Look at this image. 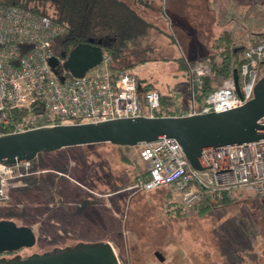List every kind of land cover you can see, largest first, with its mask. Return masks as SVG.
Returning a JSON list of instances; mask_svg holds the SVG:
<instances>
[{"label":"rangeland","instance_id":"374dc122","mask_svg":"<svg viewBox=\"0 0 264 264\" xmlns=\"http://www.w3.org/2000/svg\"><path fill=\"white\" fill-rule=\"evenodd\" d=\"M215 1L226 20L220 21L212 0H176L180 12L170 7L171 0H154L152 8L140 11L161 32L152 40L154 49L140 55L128 73L170 95L176 111L192 102L182 57L219 63L223 47H213V35L223 30L221 36L237 35L238 45L248 47L251 33L264 29V0ZM140 151L111 144L69 147L14 168L0 220L35 231L36 245L21 256L82 241L110 242L121 264H179L184 250L200 257L209 252L204 246L213 248L217 264H264V205L254 189L235 188L229 205L211 204L201 213L205 201L188 207L183 195L165 186L150 192L137 187L146 169ZM8 170L0 166V175Z\"/></svg>","mask_w":264,"mask_h":264},{"label":"built area","instance_id":"2783aa9c","mask_svg":"<svg viewBox=\"0 0 264 264\" xmlns=\"http://www.w3.org/2000/svg\"><path fill=\"white\" fill-rule=\"evenodd\" d=\"M64 26L22 8H0V135L17 133L44 126L103 122L122 118L162 117L161 92L147 91L141 98L139 79L125 73L114 78L110 56L89 70L84 77H67L61 82L50 60L57 56L56 38L64 35ZM58 57V56H57ZM246 62L239 72L241 95L237 94L233 75L224 79L202 107L195 102V85H201L211 74L206 61L188 63L192 102L169 116H187L224 112L245 105L253 98L254 87L261 78L258 65L264 60V44L245 51ZM189 62V61H188ZM35 108V111H31ZM31 111L23 122L15 124L19 111ZM264 123V116L259 120ZM146 163L147 177L137 179L145 192L165 186L183 195L182 204L192 207L215 193L235 188H252L264 199V139L203 150L211 167L202 171L191 167L173 138H161L140 145ZM23 162L0 175V202L8 199L7 186L14 168L29 166Z\"/></svg>","mask_w":264,"mask_h":264},{"label":"water","instance_id":"95a60500","mask_svg":"<svg viewBox=\"0 0 264 264\" xmlns=\"http://www.w3.org/2000/svg\"><path fill=\"white\" fill-rule=\"evenodd\" d=\"M102 43L79 44L65 61L54 56L50 65L61 82L63 72L75 78L85 74L103 61ZM60 65L62 69L60 68ZM238 95H241L239 73L233 71ZM264 76L254 87L253 98L245 105L224 112L187 116L135 117L103 122L60 124L27 131L0 135V164L13 166L33 162L39 155L64 148L96 144L120 147H137L161 138H173L180 144L192 168L198 171L211 167L202 153L205 149L228 145H240L264 139ZM264 205V199H262ZM37 236L33 228L18 225L11 220H0V254L33 248ZM156 256L163 261L161 253ZM0 264H121L110 242L84 243L75 246L44 250L23 258L21 254L1 259Z\"/></svg>","mask_w":264,"mask_h":264},{"label":"trees","instance_id":"16d2710c","mask_svg":"<svg viewBox=\"0 0 264 264\" xmlns=\"http://www.w3.org/2000/svg\"><path fill=\"white\" fill-rule=\"evenodd\" d=\"M154 0H0V8H22L42 17H48L55 23L65 27L66 33L54 41V50L57 56L69 53L79 44L101 42L105 52L110 56L111 69L115 79H118L136 62L141 61L140 55L146 54L154 48L152 40L161 32L160 28L148 20L140 12L150 9ZM253 36L250 46L238 45L237 35L225 33L215 39V49L221 47V61H207L211 66V74L203 80L201 85H195V102L202 107L206 98L220 87V83L233 75L234 69L240 72L246 62L245 51L264 44V29L261 32L251 33ZM148 41H150L148 43ZM142 56V57H143ZM137 60L133 62V58ZM130 59V60H129ZM201 59L180 61L182 70L187 71L188 63L195 64ZM259 77L264 76V60L258 65ZM67 76V74H66ZM67 77H72L67 76ZM192 82L190 81V89ZM155 89L153 84L144 85L139 80L138 93L143 95ZM161 108L156 112L158 116H169L176 113L173 108L172 97L161 93ZM31 111H35L32 108ZM31 111H19L13 116V122L20 124ZM120 147V146H118ZM130 148V147H129ZM144 170L138 178L147 177ZM137 178V179H138ZM231 190L215 193L214 197L205 200L200 208L201 213L212 207H224L233 202ZM213 202H215L213 204ZM28 257V256H27ZM24 258V257H23Z\"/></svg>","mask_w":264,"mask_h":264},{"label":"crops","instance_id":"0c3cea01","mask_svg":"<svg viewBox=\"0 0 264 264\" xmlns=\"http://www.w3.org/2000/svg\"><path fill=\"white\" fill-rule=\"evenodd\" d=\"M176 0H171V2L169 3L170 4V7L178 12H180V4L175 2ZM215 8L217 9V11L219 12L220 14V21H224L226 20L227 17H225V13L223 12L222 14V11H221V6H220V3H217L215 0H212ZM264 6V5H263ZM264 8V7H263ZM227 10V9H226ZM147 18V17H146ZM148 20H150L149 18H147ZM152 21V20H150ZM215 24L212 25L211 29L213 31L217 30L215 28ZM223 30H220L219 32H217L215 35H213L212 37L213 38H217V37H220L221 36V32ZM197 60V59H196ZM155 87V86H154ZM156 89V87H155ZM158 90V89H157ZM160 91V90H159ZM189 108V107H188ZM187 108V109H188ZM186 109V110H187ZM208 247V248H207ZM203 248H206L207 251L209 250V252H206L204 251L203 255L200 256V257H196V256H189L191 254L190 250H184L181 257L182 259L180 260V263L179 264H217L216 260L213 258V248H210L209 246H204ZM204 256V257H203Z\"/></svg>","mask_w":264,"mask_h":264},{"label":"flooded vegetation","instance_id":"af4514ba","mask_svg":"<svg viewBox=\"0 0 264 264\" xmlns=\"http://www.w3.org/2000/svg\"><path fill=\"white\" fill-rule=\"evenodd\" d=\"M59 58H60V61H61V64L65 61V59H63L61 56H58ZM60 68L62 69V67H61V65H60ZM22 250H20V251H17V252H13V253H3V254H0V260L1 259H10V258H13L14 256H16V255H20V252H21ZM157 253V252H156ZM156 253H155V255H156ZM160 253V252H159Z\"/></svg>","mask_w":264,"mask_h":264}]
</instances>
